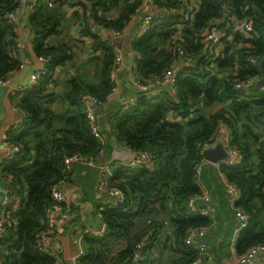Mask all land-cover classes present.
Masks as SVG:
<instances>
[{
    "label": "trees",
    "instance_id": "16d2710c",
    "mask_svg": "<svg viewBox=\"0 0 264 264\" xmlns=\"http://www.w3.org/2000/svg\"><path fill=\"white\" fill-rule=\"evenodd\" d=\"M65 1L56 0L49 7L38 0L27 19L34 52L49 56L50 61L46 74L16 92L15 102L27 115L15 131L9 129L14 133L9 139L18 143L21 151L0 163V175L18 195L15 208L11 205L5 214L1 264L56 263L52 254L36 245L44 208L52 201L51 187L68 174L63 162L66 154L96 157L101 152V161L105 148L104 141L92 133L82 95L90 92L106 99L112 87L114 54L109 40L92 34L89 24L94 21L122 30L143 3L95 0L91 6L82 2V11L71 12L82 31L92 38L97 82L84 84L77 75H71L61 107L55 109L50 83L56 67L73 58V46L50 45L47 39L61 28L67 11ZM154 2L161 9L179 7L177 0ZM229 3L238 16L253 20V30L224 39L219 51L204 40L208 22L222 14L217 0H200L190 20H184L177 11L167 12L165 18L154 19L148 30L134 38L133 49L142 53L135 63L137 76L146 81L172 66L176 90L154 94L150 89L138 90L132 104L119 105L112 112L117 141L133 151L150 149L154 157L146 164L119 163L114 168L109 179L121 189L123 199L100 210L103 235H83L85 264H160L164 254L169 259L166 264H189L198 256V251L185 242L186 231L194 225L209 226L211 218L189 210L187 202L201 192L195 166L203 157L204 146L218 137L221 124L230 131L229 141L240 158L234 164H222L220 170L227 181L240 188L236 205L248 216L237 234L235 250L240 254L253 244L264 243V91L254 89L252 95L245 96L234 86L243 76L261 74L260 64L253 66L246 58L257 56L260 62L264 56V0ZM17 5L18 0H0V76H11L20 68L21 60L14 53L18 33L5 17ZM179 29L180 36L173 39ZM239 43L246 45L236 47ZM179 45L182 51L177 49ZM216 104L221 107L209 112ZM168 229L171 233L165 235ZM138 249L141 258L134 259Z\"/></svg>",
    "mask_w": 264,
    "mask_h": 264
},
{
    "label": "crops",
    "instance_id": "0c3cea01",
    "mask_svg": "<svg viewBox=\"0 0 264 264\" xmlns=\"http://www.w3.org/2000/svg\"><path fill=\"white\" fill-rule=\"evenodd\" d=\"M91 6V3L85 0L83 3ZM196 9L199 6L200 0H191ZM154 0H143L137 13L122 29V33L113 36L107 31L102 32L103 38L117 40L124 49V68L122 69L121 85L119 93L109 97L101 109L94 110L98 122L100 123L101 132L104 138V156H116V165L121 163L131 154V149L125 145L120 144L113 132L111 125L112 112L117 106L123 105L122 101L130 99L137 94V90L131 85L134 77L133 69V45L134 38L140 34V24L142 17L147 12L161 11V8L154 7ZM180 13V12H179ZM115 11H113V14ZM28 12L22 11L20 14V29L18 35L21 41V49L17 57L24 63V66L18 68L11 73L8 84L0 88V163L3 162V153L7 149V143L10 141L8 137L9 129L19 127L16 122L25 116V111L15 105L18 98L13 88L19 84L25 85L30 81L31 73L40 66L38 56L33 50V32L28 23ZM76 18L72 13L66 11V16L63 19L60 30L51 35L47 42L50 45H58L61 43H68L73 46V58L69 59L63 65L56 67L53 78L50 83V90L53 92L52 106L55 109L61 107L62 93L68 88V79L71 75H77L84 84H94L97 82L95 74V65L92 60L93 49L91 48L92 38L86 32H83L80 25L76 22ZM180 36V29L174 35L173 39ZM245 43H239L236 47H243ZM224 46L221 43L216 50L219 51ZM99 54V50L96 51ZM262 75V73H261ZM157 87H151L150 93H157ZM220 104L213 106L212 111L220 108ZM226 126L221 124L218 137H222L226 133ZM14 134L13 132L10 136ZM95 164L73 163L70 167L67 178L64 181L66 198L71 203L74 210L72 218L66 221L59 220L56 230L48 242L46 252L52 254L55 259V264H73L72 256L78 251L79 242L85 246L83 235L85 233H94L96 230L104 228V222L100 214V207L108 204L111 200L110 195L102 190L96 188V182L100 176V164L105 158ZM197 181L201 191L208 192L210 200L213 204V212L210 216L211 224L207 229L204 240L208 245V253L213 255L212 261H204L202 264H219L217 256L220 257L222 264H232L237 255L235 244L237 234L234 231L236 216L235 209L228 200L226 194L225 184L227 178L220 170V167L207 161L202 166L199 174H197ZM6 179L0 175V200L5 196ZM199 205L201 200H197ZM16 205L12 208L14 209ZM2 212H0V220ZM171 233L167 230L165 235ZM166 254L162 256L160 264H166L169 259ZM157 264V262H155ZM246 264H264L262 256H254L247 260Z\"/></svg>",
    "mask_w": 264,
    "mask_h": 264
},
{
    "label": "built area",
    "instance_id": "2783aa9c",
    "mask_svg": "<svg viewBox=\"0 0 264 264\" xmlns=\"http://www.w3.org/2000/svg\"><path fill=\"white\" fill-rule=\"evenodd\" d=\"M46 4L50 7L53 6L56 0H44ZM85 0H66L64 4V7L66 10L71 13L75 10L82 11V2ZM92 4L95 0H87ZM179 3V7H171V8H162L161 11L157 10L155 12H147L143 15L142 21L140 24V34L145 32L151 27V23L154 19L158 18H165L167 12L168 13H174L175 11L180 12L182 14V17L184 20H190L193 17L194 12L197 10L196 7L193 5L191 0H177ZM218 5L221 9L222 14L219 18H213L211 19L206 27L204 28V40L213 48H216L222 43L224 39L231 40L234 33L239 32L242 34H249L253 30V20L248 16H238L233 6L229 3V0H217ZM38 4V0H18V5L11 11L6 13V19L8 23L14 27L16 32L18 33V30L20 29V14L22 11L28 12V14L32 13L36 5ZM154 7H158L155 2L153 3ZM89 30L92 34H102L103 31H107L113 36L120 35L122 33V30L114 28V27H107L102 24H98L94 21H92L89 24ZM108 45L111 47L114 59L111 66L110 71V79L112 81V87L111 91L107 94L106 99H103L97 95H94L90 92H85L82 95L83 101L87 102V100H91L95 105L101 106L104 105L109 97L114 96L115 94L119 93L120 85H121V71L124 68V58H125V52L123 49V46L115 39L111 38L107 42ZM16 47L14 48V53L18 54V52L21 49V41L18 35V38L16 40ZM181 46L179 45L177 49L179 51H182ZM142 56V53L138 49H133L132 51V57H133V69L135 71L132 86L138 91V90H148L151 87H157L160 90L165 89L164 85L166 83H170L169 90L174 93L176 90L175 87V75H174V69L173 67H169L166 70H164L161 74L157 76H153L149 78L146 81H142L136 74V68L135 63L136 60L140 59ZM38 59L40 61V66L35 69L31 75H30V81L28 84L22 85L19 84L16 87L13 88V92H18L22 90L25 87H28L34 83L37 82V80L44 74H46L47 71V64L50 61L49 56L41 55L38 56ZM249 64L253 66L259 65V57L257 56H248L246 58ZM24 63L21 61L19 64V67H23ZM261 74L259 73H252L246 76H243L239 79H237L234 83V86L236 89L240 90L245 96H250L254 93V89H257L258 91H264V84L258 85L257 81L261 78ZM10 75L0 76V88L3 85H6L10 81ZM137 97V94L130 98L125 99L122 101V104L125 106H128L132 104ZM15 105L16 102H15ZM86 114L87 119L89 121V124L91 126L92 133L97 136L99 139H102L104 141L100 124L98 122V119L96 117V114L91 106H88L86 104ZM25 115H27L25 113ZM25 121V116L21 119H19L16 124L21 125ZM219 136V135H218ZM230 131L227 129L226 133L222 137H215L214 142L210 143L206 146L214 145L217 140H221L223 142L224 147L226 148L228 156L218 160L217 162L213 163L217 166H221L222 164H234L237 162L240 158L239 151L230 143ZM7 143V149L3 153L4 159H9L15 157L20 151L21 146L18 143L5 141ZM203 150V149H202ZM102 156L101 152L96 156L93 157L91 155H85L81 154L79 152L75 153H69L66 154L64 157V166L67 173H69L70 167L73 163H83V164H95L100 160L99 158ZM154 157V152L150 149H144L140 151H131V154L129 157H127L125 160L121 161V164H126L130 166H138L142 164H146L151 162L152 158ZM116 159L122 160V158H118L116 156L113 157H107L103 160V162L100 164V176L96 182V188L98 190H102L107 192L111 200L108 204L111 205H117L122 199H123V192L121 189L116 186L115 184H112L110 182V176L113 173L114 168L118 165H116ZM208 160L203 156L200 162H198L195 166V171L197 174H199L202 166L207 162ZM68 174H66L63 178L55 182L51 187V195H52V201L44 208L43 215H42V223L43 228L38 232L37 239H36V245L38 249L46 251L48 247V242L50 238H52V235L54 234V231L56 230L57 223L59 220L66 221L67 219H70L74 215V210L72 208L71 203L66 198L65 193V186L64 181L67 178ZM226 188V194L228 196L229 202L232 204V206L235 209V216H236V223L234 227L235 233H238L240 229L247 223L248 216L247 213L238 207L236 203L239 201L241 197V190L237 186V184L227 181L225 184ZM197 200H201L202 204L199 205L197 203ZM18 201V195L16 191L13 189L11 184L7 181V184L5 186V196L3 199L0 200V212H2V218L0 220V236H3L5 233V223L4 220H6V212L12 205V207L16 204ZM106 205V204H105ZM187 206L189 210L199 212L202 215H208L211 216L213 212V204L210 200V196L208 192L201 191L199 194L190 196L187 202ZM103 208V206L100 207V210ZM13 209V208H12ZM210 226V225H209ZM209 226H191L187 229L185 234V242L188 245H191L193 248H195L198 251V256L189 264H202L204 261H212L214 259L213 255L208 253V245L206 241L204 240V236L207 232V229ZM105 231V226L103 229L94 231V235L100 236L103 235ZM79 248L78 251L75 253V255L72 256V263L73 264H85L82 260L84 255L86 254L85 246L82 244V242H79ZM139 246H143V243H139ZM161 246V243L158 245ZM157 246V247H158ZM254 256H262L264 259V243H256L248 247L244 252L237 254L235 258L233 259L234 262L232 264H246L247 260ZM1 253H0V264H1ZM141 258V254L139 249L136 253H134V259ZM115 264H125L124 261L116 262Z\"/></svg>",
    "mask_w": 264,
    "mask_h": 264
},
{
    "label": "water",
    "instance_id": "95a60500",
    "mask_svg": "<svg viewBox=\"0 0 264 264\" xmlns=\"http://www.w3.org/2000/svg\"><path fill=\"white\" fill-rule=\"evenodd\" d=\"M259 64H260L262 76L257 81V84L261 85V84H264V56L261 58ZM164 88L166 90H169L170 83L169 82L166 83L164 85ZM86 104L88 106H91L94 110H96L97 108H100V109L102 108L101 106L95 105L91 100H87ZM202 154L210 162V165H213V163L228 156L226 148L224 147L223 142L221 140H217L214 145L204 147L202 150ZM217 259H218L219 264H222L220 262L219 256H217Z\"/></svg>",
    "mask_w": 264,
    "mask_h": 264
},
{
    "label": "rangeland",
    "instance_id": "374dc122",
    "mask_svg": "<svg viewBox=\"0 0 264 264\" xmlns=\"http://www.w3.org/2000/svg\"><path fill=\"white\" fill-rule=\"evenodd\" d=\"M212 108H213V107H211V108H210L208 111H209V112H210V111H212ZM208 111H207V113L209 114V112H208Z\"/></svg>",
    "mask_w": 264,
    "mask_h": 264
}]
</instances>
